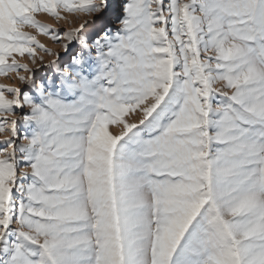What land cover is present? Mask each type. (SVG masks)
I'll return each mask as SVG.
<instances>
[{
	"label": "snow or ice",
	"instance_id": "snow-or-ice-1",
	"mask_svg": "<svg viewBox=\"0 0 264 264\" xmlns=\"http://www.w3.org/2000/svg\"><path fill=\"white\" fill-rule=\"evenodd\" d=\"M0 77V264H264V0H0Z\"/></svg>",
	"mask_w": 264,
	"mask_h": 264
},
{
	"label": "rangeland",
	"instance_id": "rangeland-1",
	"mask_svg": "<svg viewBox=\"0 0 264 264\" xmlns=\"http://www.w3.org/2000/svg\"><path fill=\"white\" fill-rule=\"evenodd\" d=\"M40 19H41V21L44 22V23L53 24L54 27H59V28H61V29L67 27V25H65V24H63V23L57 25V24L55 23L54 20H52V19H50V18H48V17H46V16H42V17H40ZM38 39H40L42 43L47 44L49 47H53V48L56 47V45L52 44V42H51L47 37L38 36ZM46 59H49V58L46 57ZM13 82H14V81H12V80H8V79H6V78H4V77H0V83L11 84V83H13ZM15 83L18 84L19 82H18V81H15ZM3 139H4L3 134H0V141H3ZM3 146H4V145L0 144V147H3Z\"/></svg>",
	"mask_w": 264,
	"mask_h": 264
}]
</instances>
